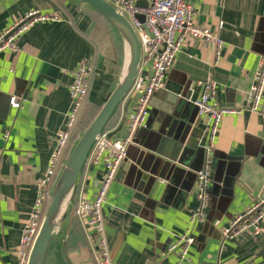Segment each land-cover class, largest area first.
Returning <instances> with one entry per match:
<instances>
[{"label": "crops", "instance_id": "obj_1", "mask_svg": "<svg viewBox=\"0 0 264 264\" xmlns=\"http://www.w3.org/2000/svg\"><path fill=\"white\" fill-rule=\"evenodd\" d=\"M109 2L110 0H105ZM193 22L223 42L187 39L156 93L147 118L127 147L103 205L113 264H264V224L224 240L223 229L264 197V116L247 109L246 98L264 56V0H186ZM58 20L36 22L0 52V264H19L18 249L47 171L57 133L72 102L70 74L88 61L85 106L99 108L115 88L125 61L124 44L107 22L94 21L71 0H0V35L29 12ZM223 22L222 29L218 28ZM206 80L215 87L223 118L213 144L211 120L199 117L189 98H199ZM11 98L21 106L11 108ZM127 95L104 132L129 137ZM264 112V97L261 102ZM180 146L176 151V147ZM210 161V199L204 221L190 222L198 207L196 174ZM101 166H85L62 236L50 242L43 264H96L95 234L74 215L79 199L92 200ZM76 197V194H75ZM195 239L188 260L167 250L185 233ZM66 249V259L63 254Z\"/></svg>", "mask_w": 264, "mask_h": 264}, {"label": "built area", "instance_id": "obj_2", "mask_svg": "<svg viewBox=\"0 0 264 264\" xmlns=\"http://www.w3.org/2000/svg\"><path fill=\"white\" fill-rule=\"evenodd\" d=\"M138 0H110V3L127 20L139 43L140 58L136 76L128 95L135 97L133 111L127 117L129 137L123 141L112 139L102 131L94 142L85 166H101L102 175L99 188L92 200L79 199L73 207L75 217L93 229L95 236L94 257L96 264H113L106 239L103 219V205L114 182L116 173L127 156V147L135 132L144 126L147 111L152 97L165 88L166 76L171 70L176 55L187 39L213 43L216 58L222 50L223 42L214 36L209 29L198 27L193 22V9L186 0H144L146 7L137 6ZM138 16H143L141 23ZM58 20L56 17L42 16L33 11L26 14L14 27L0 35V52L14 50L15 40L30 26L40 21ZM223 22L218 28L222 29ZM70 74L72 82L69 95L72 107L67 114L64 130L57 133L56 143L50 155L46 174L37 182V197L32 208L30 219L24 228L18 249L19 264H27L33 243L39 232L45 212L50 203L51 189L66 159L65 151L77 124L78 116L84 105L88 92V79L91 73L89 62H83L76 70L64 72ZM204 92L199 98H189L199 117L211 120L210 144L212 145L219 131V126L226 114L233 113L222 109L216 101L214 84L206 80ZM264 97V56H262L253 75V81L247 92L246 105L250 112L264 116L261 102ZM11 108L18 109L21 104L17 98H11ZM84 166V167H85ZM211 178L210 161L206 158L204 167L196 174L195 197L198 207L191 212L190 222L193 224L204 221L208 207ZM264 224V197L246 212L236 217L222 231L224 240L238 236L245 231L258 235ZM195 239L187 232L170 245L167 252L177 253L179 263L188 260V254Z\"/></svg>", "mask_w": 264, "mask_h": 264}, {"label": "water", "instance_id": "obj_3", "mask_svg": "<svg viewBox=\"0 0 264 264\" xmlns=\"http://www.w3.org/2000/svg\"><path fill=\"white\" fill-rule=\"evenodd\" d=\"M83 3L101 14L114 28L125 48V61L117 84L99 113L78 139L69 156L64 161L51 189L50 203L45 212L39 232L33 243L27 264H43L50 242L55 235L62 236L83 172L88 154L110 118L127 97L134 82L140 58L139 43L127 20L105 0H71ZM137 6L146 7L144 0ZM143 23V16H138ZM180 146L176 147V151ZM66 259V249L63 248Z\"/></svg>", "mask_w": 264, "mask_h": 264}, {"label": "trees", "instance_id": "obj_4", "mask_svg": "<svg viewBox=\"0 0 264 264\" xmlns=\"http://www.w3.org/2000/svg\"><path fill=\"white\" fill-rule=\"evenodd\" d=\"M81 5L85 6L87 13L92 16V19H94V21H99V22L105 21L112 27V25L97 11H95L94 9H92L91 7H89L83 3H81ZM101 107L102 106L94 109V107H92V106L83 105L82 110L78 116L77 124H76V126L72 132L70 142H69L68 147L65 151L64 159H66L69 156V154H70L71 150L73 149L77 139H79L81 137V135L84 133V131L87 129V127L90 125V123L96 117V115L99 113ZM78 184H79V182H78ZM77 190H78V187H77ZM76 200H77V193H76V197H75L74 202H76Z\"/></svg>", "mask_w": 264, "mask_h": 264}, {"label": "rangeland", "instance_id": "obj_5", "mask_svg": "<svg viewBox=\"0 0 264 264\" xmlns=\"http://www.w3.org/2000/svg\"><path fill=\"white\" fill-rule=\"evenodd\" d=\"M77 141H78V139H77ZM77 141H76V142H77ZM75 144H76V143H75ZM47 208H48V207H47Z\"/></svg>", "mask_w": 264, "mask_h": 264}]
</instances>
